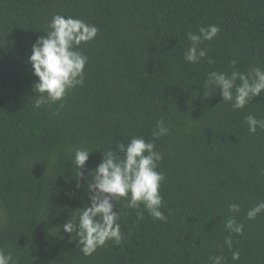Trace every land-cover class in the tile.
Wrapping results in <instances>:
<instances>
[{
  "label": "trees",
  "instance_id": "1",
  "mask_svg": "<svg viewBox=\"0 0 264 264\" xmlns=\"http://www.w3.org/2000/svg\"><path fill=\"white\" fill-rule=\"evenodd\" d=\"M0 264H264V0H0Z\"/></svg>",
  "mask_w": 264,
  "mask_h": 264
}]
</instances>
